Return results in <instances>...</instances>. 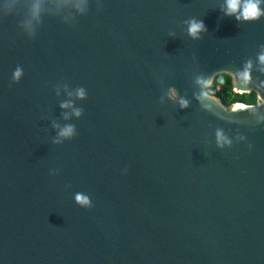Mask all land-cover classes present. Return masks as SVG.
<instances>
[{"label":"water","instance_id":"water-1","mask_svg":"<svg viewBox=\"0 0 264 264\" xmlns=\"http://www.w3.org/2000/svg\"><path fill=\"white\" fill-rule=\"evenodd\" d=\"M258 7L0 0V264H264Z\"/></svg>","mask_w":264,"mask_h":264},{"label":"trees","instance_id":"trees-1","mask_svg":"<svg viewBox=\"0 0 264 264\" xmlns=\"http://www.w3.org/2000/svg\"><path fill=\"white\" fill-rule=\"evenodd\" d=\"M207 92L219 98L225 106L238 102L253 105L257 101L256 95L253 92L249 94L234 93L231 78L225 74L215 76L212 84L207 88Z\"/></svg>","mask_w":264,"mask_h":264},{"label":"clouds","instance_id":"clouds-1","mask_svg":"<svg viewBox=\"0 0 264 264\" xmlns=\"http://www.w3.org/2000/svg\"><path fill=\"white\" fill-rule=\"evenodd\" d=\"M259 0H245L244 4H241V0H227V7H228V13L227 14H234L236 12L240 13V16L237 17V19H240L241 17L245 19H256L261 15L260 9L258 7ZM203 29V24L192 22L189 25V34L192 36H196L198 32H200ZM261 59H264L262 57ZM20 75L19 70H17L16 73H14V78H18ZM77 201L80 203H87V200L85 197L77 196Z\"/></svg>","mask_w":264,"mask_h":264},{"label":"built area","instance_id":"built-area-1","mask_svg":"<svg viewBox=\"0 0 264 264\" xmlns=\"http://www.w3.org/2000/svg\"><path fill=\"white\" fill-rule=\"evenodd\" d=\"M216 90H218V88H216Z\"/></svg>","mask_w":264,"mask_h":264},{"label":"rangeland","instance_id":"rangeland-1","mask_svg":"<svg viewBox=\"0 0 264 264\" xmlns=\"http://www.w3.org/2000/svg\"><path fill=\"white\" fill-rule=\"evenodd\" d=\"M234 92V91H233Z\"/></svg>","mask_w":264,"mask_h":264}]
</instances>
